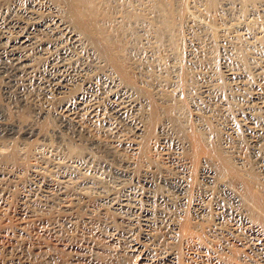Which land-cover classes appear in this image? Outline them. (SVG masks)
<instances>
[{
	"label": "rangeland",
	"instance_id": "374dc122",
	"mask_svg": "<svg viewBox=\"0 0 264 264\" xmlns=\"http://www.w3.org/2000/svg\"><path fill=\"white\" fill-rule=\"evenodd\" d=\"M106 1L112 2L115 7L112 23L116 30L118 28V32L115 28L113 31L129 43L141 87L152 91L159 100L163 113L177 124L175 128L170 122L166 133L162 134L165 139L159 143H151L153 160L177 175L198 172L199 169L192 167V162H189L187 155L180 149L182 138L178 131V122L184 128L187 124H193L192 126L208 129L212 141H222L225 148L229 149V154L247 160V164L250 163L264 179V106L258 102H264V0H215L214 9L208 7L209 0ZM43 2L44 0H10L9 4L0 5V33L7 30L12 39L17 37L18 30L8 27L13 21H26L24 12L30 9L32 11L33 4L38 9L34 16H40L41 19L32 21L43 24L36 31L35 43L24 49L31 58L36 57L37 66L18 76V83H10L6 75L0 73V118L5 131L12 135L9 140L0 141V173L4 175L0 180V190L4 193L0 197V200L3 198L1 204H4V214L0 216V238L2 239L6 230L16 233L13 249L6 251L0 248V264H14L16 253L22 250L25 240L28 242V252L30 251L28 253L26 250V254L35 264H47V261L48 264H141V257L137 254L132 256L130 247L140 243L145 233L151 236L147 243L149 248H153L156 253L166 250L177 257L182 247L171 231L172 226L180 219L178 217L182 216L181 213L193 216L192 206L198 202L199 197L190 191L183 210L179 209L177 198L174 199L173 212H164L166 214L162 215V211L155 208L154 218L148 226L142 222L139 212L113 211L111 202L121 198L123 190L135 187L136 184L127 180L119 186L111 171L96 168L94 164L85 161L84 157L89 154L112 166L122 169L129 167L135 175H141L145 167L139 169L140 154L131 144L136 138L135 127L141 121L140 116L147 106V100L141 96L139 98L136 90L125 87L115 72H111L105 64L103 67L94 48H90L81 37L77 36L75 41H71L69 30L65 34L52 30L60 29L50 23L54 13L48 12ZM164 16L176 20L174 30L165 29ZM159 28H162L160 30L163 33L160 42L156 34ZM5 41L7 40L0 38V65L6 61L5 54L9 47ZM57 79L68 80L69 87L64 94L59 93L55 86ZM89 82L95 85L94 91L88 89ZM112 96L122 103L126 119L118 117L112 109ZM187 96L188 100L185 99ZM75 99L84 100L88 104L87 113L94 108L100 115L96 117L97 121L91 123L85 113L80 115L77 112L70 119L64 118L60 109L62 110L63 104L69 101L72 103ZM210 126L218 130L219 136L211 134ZM29 133L34 137L23 141L21 136ZM40 137L47 139L48 147L41 146ZM103 146L111 148L112 153ZM70 147H77L81 154L77 157L75 154H64ZM177 150L180 155L176 154ZM11 151H15L22 159L21 163L13 165L4 160V156ZM45 182L58 187L66 194V199L58 200L53 189L45 188ZM21 210L27 214L32 211L34 216L29 214L32 217L29 218L33 220L30 219V226L19 225L18 214ZM208 212L215 215L212 209ZM223 222L225 225L222 232H225V238H231L225 230L238 222L230 215ZM238 226L243 230L242 234L249 238L250 230L247 227L244 229L242 224ZM52 242L57 244L53 243L52 246ZM37 244L44 246L45 252L41 256L33 254ZM252 259L256 264L263 263L261 255L256 252L252 254ZM161 261H154L152 264H167L165 260Z\"/></svg>",
	"mask_w": 264,
	"mask_h": 264
},
{
	"label": "bare ground",
	"instance_id": "6f19581e",
	"mask_svg": "<svg viewBox=\"0 0 264 264\" xmlns=\"http://www.w3.org/2000/svg\"><path fill=\"white\" fill-rule=\"evenodd\" d=\"M107 2H109V1H106V0H44V2H43V5L45 8H47L48 12L54 13V15L52 16V19L50 20V23L54 27H57L60 29V30H58L55 28L52 30H57V32L61 33V34H65L66 31L69 30L70 32L68 31V33H69L68 36L69 35L71 36V37L69 36L72 39L71 41H75L77 36L81 37L80 39L84 40V42L86 44L91 46L90 48H94L97 56L103 62V67L105 64V66L108 67L111 70V72L112 71H113V73L115 72V75H117L121 79L120 81H122V84L125 85V87H128V88L130 87V88L136 90L138 97L141 96L142 98H145L147 100L146 101L147 103H145V104H147V106H145L146 108H145V110L143 109L141 116H140L141 121H140L139 125H137V126L135 125L136 126L135 127L136 138H134L133 143L131 144L132 147L134 148V150H137V152L140 154V156H139L140 160L138 162L139 169L141 167L142 168L145 167L143 169V172L141 175L140 174L135 175L133 170L128 169L129 167L127 169H122V168H119L116 166H112V164H110L109 162H106L105 160H97L95 157H93L89 154L84 157V160L94 164L96 168L103 169L105 172L111 171L112 177L114 179L118 180L119 186L121 183H123L127 180H132V182L136 184L135 187H131L129 189L123 190V192L121 193L122 197L116 201H112L110 205H112L111 207H112L113 211H116V212H118V211L119 212H126V213L139 212L141 215V218H142L141 220L145 226H148L151 224V222L154 218V209L155 208L162 211L161 213L163 215V214H166L164 212H170V211L173 212V210L175 209L174 199L177 198V200L179 201V206H180L179 209L183 210V205L186 203L185 200L191 194L190 191L194 192L199 197L197 200L198 202L194 203V206H192L193 207V216L190 217L187 214L181 213L182 216L178 217L180 219L177 220V223H174L172 226L171 231H172V233H174L176 235V237L178 238L180 245L182 247V251L180 250L181 252L177 253V257H175L176 255L174 254L175 255L174 256L173 253L171 254L170 252H166V250L163 252H160V253H156L153 250V248H151V247L149 248L147 246V243L150 241L151 236H149V234H147V233L144 234L140 243H135L130 247L131 248L130 254L132 256H133V254L139 255L141 257V259H140L141 264H152V262L158 261V260H162V261L165 260V262L167 264H256V262L252 259V254L254 252H256V253L261 255V260L264 263V179L260 177L259 172L250 163L247 164L248 163L247 160H245L242 157H239V156H236L233 154H229V151H228L229 149L225 148V146L223 145L224 143H222V141H218V142L212 141V139L209 135L210 133L207 131L208 129L206 130L205 128H202L199 126H192L193 124L192 125L187 124L186 128H184L185 126H181L179 124L180 122H178V131H179V134L181 135V138H182V146L180 145L181 146L180 149H182L184 154L187 155L189 162H192V167H194L195 170L199 169L198 172L196 171L193 174L184 173V174L177 175L172 170H169L165 167L160 166L159 164H157L153 160L154 157L152 158V145H151V143H154L155 141L157 143L162 142V139L164 138L162 134L166 131V127L170 122L173 123L172 125H174L175 128H177V124L174 123V121H175L174 119L168 118L167 115L165 113H163V111L160 109L159 104H158L159 100H157V98L152 93V91L148 90L149 89L148 87H147L148 89L141 87V85H140L141 83L138 80L139 76H138V73L136 72V68H137L136 67V61L132 55V50L130 48V45L124 38H122V37L120 38V36L118 34H115L116 32L113 31V28H115V27L113 26L112 20H113V14L115 12L114 11L115 7L113 6L112 2H109V3H107ZM9 3H10V0H0V5H6ZM105 3H107V4H105ZM208 7L210 9L216 8V1L215 0H209L208 1ZM30 10L29 11L26 10L25 12L23 11L25 16L27 17L26 21H23V22L13 21L12 25L10 24V26L8 27V29H11L14 31L18 30L16 32L17 37H15L13 39L10 38L9 37V31H7V30L1 31V33H0V38L2 40H7L5 42H7L9 45L8 50H6L7 52L5 54L6 61H3L4 63L0 65V73H2L3 75L5 74L7 77V80L10 83L11 82L15 83V81L18 83V81H17V79L19 78L18 76L23 75L26 71H30L32 68H34V66H37L36 57L34 59L31 58L28 54H26L27 52L25 53L24 49L31 46L33 43H35L36 31L38 30L39 27H42L43 24H41L40 21H32V20H36V18L41 19L40 16H34V15H37V12H35V11H38V9H36V6H34V4L32 6V11H30ZM41 11H42V9H41ZM8 15L10 16V14H8ZM211 17H212V15H211ZM114 18H116V17H114ZM172 18L170 16H164L163 17V19H164L163 25L165 26L166 30H170V31L174 30V23L176 22V20L172 19ZM45 23H47V22H45ZM162 28H159V30H157V32H156L157 37L159 39V42L162 41L163 33L160 30ZM115 30H116V28H115ZM117 30H118V28H117ZM3 42H1V43H3ZM95 57H96V55H95ZM57 81L58 82L56 84L54 83L55 86L59 90V93L64 94L65 90H67L69 87V83L67 82L68 80L66 81L64 79H57ZM187 82H189V80ZM87 85H88L89 90L92 89L91 91H94L95 85L92 82H89ZM221 96H222V94H221ZM187 98H188V96L185 99L188 100ZM168 99H169V97H168ZM83 101L75 99L72 103H70V101H69V102L63 104L62 110L60 109V111L64 114V118L70 119L73 116L74 112H77L80 115L85 113L84 115L88 116V119L91 123L97 121L96 117H99L100 115L98 116L97 111L94 110V108H91L92 110L88 111L89 113H87L86 111L89 109V107H87L88 104H85ZM169 101H170V99H169ZM258 102L262 106H264V102H262V101H258ZM110 104H111L114 112L118 115V117H120L122 119H126L125 118L126 115H125V111L123 110L124 108L122 106V103H120L116 97H114V96L111 97ZM184 109H186V108H183V110ZM197 110H199V109H197ZM253 110L255 111V109H253ZM78 114H76V115H78ZM166 118H168V119H166ZM248 121H250V120H248ZM250 125H251V123H250ZM208 126H209V124H208ZM88 128H89V126H88ZM250 128H252V127H250ZM247 129H248V127H247ZM254 130H256V129H254ZM245 131H246V129H245ZM117 132H119V131H117ZM210 132L213 136H219V134H220L215 127L213 128L211 126H210ZM256 132H258V131H256ZM114 134H116V133H114ZM33 137L34 136L31 133H29V134H23L21 136V139L23 141H27V140H31ZM10 138H12V135L8 134L7 131H5L4 124L0 118V141H2V140L7 141ZM251 139H252V137H251ZM135 140H137L136 143H134ZM234 141H237V140L234 139ZM41 142H42L41 143L42 147H48L47 146V139L45 137L41 138ZM166 143H167V141H166ZM96 145H98V144H96ZM126 145L129 146L128 144H126ZM103 148H105V146H103ZM105 149L109 153L112 151V149L109 147L105 148ZM153 149H154V147H153ZM63 152H64V150H63ZM65 152H64V154H67L69 156L71 154H75V157H77L79 154H81L80 149H78L77 147H70V148L66 149ZM179 153L180 152L177 150L176 154L180 155ZM171 155H174V154H171ZM162 156H163V153H162ZM4 160L6 162L12 163L13 165H16L17 163H21V161H22V159H20L18 157V155L16 154L15 151H11L9 154L4 156ZM129 165H127V166H129ZM38 168H40V167H38ZM59 172H61V171H59ZM33 175H35V174H33ZM3 177H4V175L2 173H0V180H2ZM46 182H48V181H46ZM44 186H45V188H47L49 190L53 189L56 193L58 200L64 201L66 199L65 198L66 194L63 193L58 187H55L50 183H46V185H44ZM0 193H1L0 194V197H1V195H3L4 193L2 194L1 190H0ZM194 197H195V195H194ZM190 199H192V198H190ZM2 200H3V198H2ZM2 200H0V216L1 217L4 214V204L3 205L1 204ZM108 201H109V199H108ZM188 201H189V199H188ZM192 203H193V201H192ZM192 207H190V208H192ZM195 207H198V208L195 209ZM63 208L67 209L66 206H64ZM184 208H185V206H184ZM211 209L215 212V215L208 212ZM29 214H27V212H24L21 210V212L18 214L20 226H22V225L24 226V225L29 224L30 219L32 218L31 216H34V215H32V213L30 214L31 216ZM127 215H130V214H127ZM228 215H230L231 217H235V221L239 223V224L234 223L231 226H229L227 230H225L227 234L228 233L230 234L231 238H225V232H222V227H223V225H225L223 220H224V218L226 219V216H228ZM29 216L31 218H29ZM55 219H56V217H55ZM32 223H34V222H32ZM240 224H242V226L244 225L243 226L244 229H245V227H247V229L250 230V237L249 238L248 237L246 238L245 237L246 235L242 234L244 232L238 226ZM29 226H30V224H29ZM34 226L32 228L35 229ZM40 227L41 226H39L38 229H40ZM36 229H37V227H36ZM42 229H43V227H42ZM48 229H50V228H48ZM21 230H23V229H21ZM6 231L7 232L5 234H3L2 239L0 238V248L1 249L4 248V249H6V251H8L10 248L13 249V245L16 243V242L14 243V241H13L15 238L14 236H16V233L11 232V231L9 232L8 230H6ZM44 231H45V229H44ZM16 232H17V229H16ZM19 233L21 235L22 232L19 231ZM50 233H51V231H50ZM0 234H2V233H0ZM18 235L19 234H17V236ZM34 235H35V232H34ZM18 237H17V239H18ZM68 237H70V236H68ZM111 237H113V236H111ZM122 238H123V236H122ZM136 240H137V238H136ZM18 241H20V240H18ZM25 242L28 243L26 240H25ZM20 243H19V245H20ZM26 243H23V248H22V250L20 249L21 251H18V250H17L18 252L16 251L17 257L15 259L16 261L13 262L14 264L15 263H17V264H35L34 262H31V259L26 254L29 250V249H27ZM53 243L57 244L56 242H52V246H54ZM64 243L66 244V242H64ZM245 243H247V244H245ZM34 244H35V241H34ZM58 244H60V243H58ZM89 244H90V242H89ZM38 245H40V244H37L35 250L33 251V254L35 256H41L45 252L44 246L43 245L38 246ZM80 245H83V244L81 243ZM45 247H47V246H45ZM81 247H83V246H81ZM84 248H86V246H84L83 249ZM17 249H19V247ZM91 249H93V248H91ZM26 250H27V252H26ZM96 250H98V249L96 248ZM48 255H50V254H48ZM81 255H80V257H81ZM90 255H92V254H90ZM77 257H79V256H77ZM73 258H72V260H73ZM42 259H44V258H42ZM74 259H76V257ZM84 259H86V258H84ZM51 260L53 261L54 259L52 258ZM40 262H41V259H40ZM49 262H50V260H49ZM263 263H261V264H263ZM47 264H48V261H47Z\"/></svg>",
	"mask_w": 264,
	"mask_h": 264
}]
</instances>
